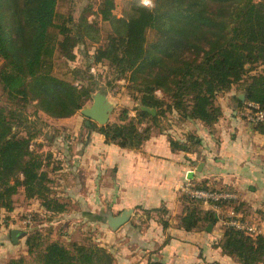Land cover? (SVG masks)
<instances>
[{
    "label": "trees",
    "instance_id": "trees-1",
    "mask_svg": "<svg viewBox=\"0 0 264 264\" xmlns=\"http://www.w3.org/2000/svg\"><path fill=\"white\" fill-rule=\"evenodd\" d=\"M57 3L0 0V89L9 105L0 107V211L6 213L12 212L19 190L26 201H38L52 216L65 210L51 193L52 182L40 154L34 152L32 142L37 134L29 128L26 106L33 103L35 111L51 119H66L80 111L94 93L91 82L77 87L66 76L54 73L56 53L73 62L78 44L99 35L97 24L86 17L76 24L71 17L60 16ZM129 6V14L118 18L113 14L114 1L102 0L97 16L109 25V32L102 43L94 38L98 46L87 57L93 65L106 64L117 80H125L127 89L137 94L139 107L154 109L155 115L137 108L133 118L123 111L119 123L91 125L106 144L138 149L150 138L163 106L182 121H198L212 128L221 117L217 97L235 88L244 96L243 101L234 96L241 114L253 112L251 104L264 115V0H153L151 7L139 2ZM148 34H152L151 41ZM93 67L87 66L84 72L92 75ZM69 72L73 80L86 83L81 69ZM157 91L162 98L156 96ZM143 119H150L152 127L142 128ZM252 127L264 134V121ZM20 128L24 135L18 133ZM186 141L184 145L170 141V146L187 150L190 145V150L200 144L193 135ZM194 186L236 194L225 186ZM180 197L184 230L217 222L210 208ZM220 206L221 211L233 209L240 220L253 225L241 215L238 196ZM33 225L24 239L26 252L6 264H114L112 254L102 247L78 243L65 247L47 240ZM221 227L216 246L222 254L236 264L264 263V232L250 235L224 224Z\"/></svg>",
    "mask_w": 264,
    "mask_h": 264
},
{
    "label": "crops",
    "instance_id": "crops-1",
    "mask_svg": "<svg viewBox=\"0 0 264 264\" xmlns=\"http://www.w3.org/2000/svg\"><path fill=\"white\" fill-rule=\"evenodd\" d=\"M240 94L231 89L216 99L221 117L212 128L192 120L168 130L155 126L150 138L135 150L106 144L102 135L87 130L84 144L62 151L51 189L65 210L53 215L49 225H60L61 238L74 231L79 234L66 240L78 243L90 237L112 254L114 264H148L149 257L154 260L151 264H236L216 246L222 235L220 212L209 230L201 223L199 229L182 228L185 212L179 187L185 181L229 187L239 198L244 219L264 232V134L240 117L234 100ZM188 135L198 139L199 146L171 148L170 141L184 145ZM34 208L29 204L10 213L0 211L6 218L0 221V264L23 253L24 238L13 242L11 231L21 230L17 214ZM127 210L131 211L128 220L111 230L108 218ZM35 212L47 213L38 204Z\"/></svg>",
    "mask_w": 264,
    "mask_h": 264
},
{
    "label": "rangeland",
    "instance_id": "rangeland-1",
    "mask_svg": "<svg viewBox=\"0 0 264 264\" xmlns=\"http://www.w3.org/2000/svg\"><path fill=\"white\" fill-rule=\"evenodd\" d=\"M114 1V9L113 14L116 17H124L129 14L130 4L134 2H139L140 5L141 0H113ZM102 3V0H58L56 11L60 16H64L65 18L71 17L72 20L77 24V22L86 17L90 21H94L99 29V35L95 36L94 38H98L99 42L102 43L109 32V25L107 23L101 22L100 18L97 16L99 5ZM153 4V0H150V6ZM144 6V5H143ZM152 34H148L147 38L148 41H151ZM85 39L84 42L78 44V46L74 49V60L73 62H67L63 58H60L56 53L54 59V73L58 76H66V79L71 80L72 84L77 87H83L84 85H88V83L94 84V93L91 94L89 101H87L82 109L89 107L92 103V97L95 93H102L106 96L109 103L112 105V110L108 116L107 122L104 124H112V123H119L118 118L122 117L123 111L127 112V116L133 118L136 113V109L140 108L138 101L135 99L137 94L135 92L129 91L127 89V84L125 80H117L113 73L110 71L106 64L102 65H93L92 62L89 61L87 55H93L95 49L98 46L97 40L94 39ZM87 66H94L93 70L90 72L92 75H89L87 71L84 72ZM81 69L84 73L81 75L86 80L84 82L76 81L72 79L70 75V70ZM63 75V76H62ZM236 89V88H235ZM240 92V91H237ZM156 96L158 98H162V94L157 91ZM242 95V93L240 94ZM220 97V96H218ZM217 97V98H218ZM166 101V100H165ZM9 105L7 103L6 98L2 95L0 89V107L7 108ZM81 109V110H82ZM81 110L76 112L72 117L68 120H61L58 119H51L44 113L35 111L34 104H28L25 108V115L29 117L30 123L29 128L32 132H36L37 137L33 140V149L34 152L40 154V158L43 162L44 169L46 170L48 177L50 178L51 182H55L59 172H58V164L59 160L63 161L64 153L68 150H72L75 145L84 144L86 142L85 136L88 134V131L91 127L97 126L100 127L97 123L90 121L89 126L85 124L87 119L81 115ZM166 106H163L159 112L161 116L158 118L156 123L154 124L158 128H162L163 130L170 129L171 125H178V122L182 120L177 116L175 112H165ZM247 111H243L240 117L242 119L245 118V114ZM244 114V115H243ZM143 127H152V123L150 119H143L142 120ZM102 125V126H104ZM153 125V126H154ZM142 127V128H143ZM155 128V127H152ZM71 130L72 132H68ZM20 135H24L25 130L23 128L17 129ZM76 134V136H74ZM64 153H63V152ZM57 175V177H56ZM52 184V183H51ZM50 187L52 188V185ZM51 193H54L53 189H51ZM35 202V203H34ZM58 202H61L58 199ZM32 204L35 206L34 210L30 209L27 212H20L17 214L16 218L21 223L25 220L26 216H31L33 222V216L35 219V225L33 227L41 230L42 235L47 238V240L51 241H58L65 247H69L72 245V240H66V238L70 236H78L77 233L70 232L67 233L65 238H61L63 236V229H60V225L56 224L55 226H50L49 223L52 221V215L43 214V213H36V205H39V202L33 200L32 202L28 203L24 199L23 191L19 190V193L13 197V205L14 207H19L21 205H29ZM36 213V214H35ZM0 219L2 216L0 215ZM87 219V218H85ZM2 221V220H0ZM31 225V227H32ZM75 224L72 225L74 228ZM31 227L24 228L20 224V239H25L26 235L29 233ZM222 231V230H221ZM49 232V233H48ZM66 233V232H65ZM82 241H79L78 244L81 245H93L94 243L91 242L90 237H82ZM96 245V244H95ZM106 249V248H104ZM107 250V249H106ZM26 252L24 247V251L22 254ZM154 261L152 257H149L148 264H151V261ZM264 264V263H263Z\"/></svg>",
    "mask_w": 264,
    "mask_h": 264
},
{
    "label": "built area",
    "instance_id": "built-area-1",
    "mask_svg": "<svg viewBox=\"0 0 264 264\" xmlns=\"http://www.w3.org/2000/svg\"><path fill=\"white\" fill-rule=\"evenodd\" d=\"M248 106L253 112H247L245 114L246 120L251 124L263 122L264 115L257 110V107L251 104H248ZM179 193L180 195L187 196L191 200L201 203L204 207L210 208L215 213L222 212L223 224L227 227H231L235 230L242 231L250 235H257L260 233V231L254 225H250L245 221L240 220V215L233 209L228 208L221 211V203L233 201L237 198V195L232 191L200 189L195 187L191 182L185 181L179 187ZM20 224L24 228L31 227V216L27 215L25 220Z\"/></svg>",
    "mask_w": 264,
    "mask_h": 264
},
{
    "label": "water",
    "instance_id": "water-1",
    "mask_svg": "<svg viewBox=\"0 0 264 264\" xmlns=\"http://www.w3.org/2000/svg\"><path fill=\"white\" fill-rule=\"evenodd\" d=\"M239 99L243 101L244 96L239 95ZM140 109L142 111L151 114L152 116L155 115L154 109H149L143 106H141ZM111 110H112V105L109 103L106 96L98 92L93 95L91 105L81 110V115L87 119V121H85V124L87 126H89L90 121H93L98 125L102 126L107 122ZM130 212H131L130 210L129 211L127 210L121 212L119 215L115 217L110 216L107 220L108 227L111 230H115L121 225H123L128 220V216ZM210 227L211 225H208L207 230H209ZM20 235H22V232L18 230H12L11 231L12 241L16 243L17 240L20 238Z\"/></svg>",
    "mask_w": 264,
    "mask_h": 264
},
{
    "label": "clouds",
    "instance_id": "clouds-1",
    "mask_svg": "<svg viewBox=\"0 0 264 264\" xmlns=\"http://www.w3.org/2000/svg\"><path fill=\"white\" fill-rule=\"evenodd\" d=\"M141 3H142L144 6H146V7L150 6V5H149V0H141Z\"/></svg>",
    "mask_w": 264,
    "mask_h": 264
}]
</instances>
